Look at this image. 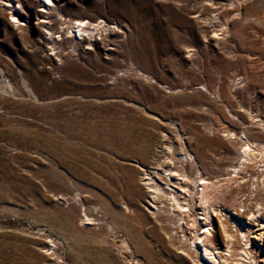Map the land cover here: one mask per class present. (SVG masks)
I'll use <instances>...</instances> for the list:
<instances>
[{"label": "rangeland", "instance_id": "rangeland-1", "mask_svg": "<svg viewBox=\"0 0 264 264\" xmlns=\"http://www.w3.org/2000/svg\"><path fill=\"white\" fill-rule=\"evenodd\" d=\"M245 141L264 147V0H0V264H199L143 173L193 158L214 207L264 223Z\"/></svg>", "mask_w": 264, "mask_h": 264}, {"label": "bare ground", "instance_id": "bare-ground-1", "mask_svg": "<svg viewBox=\"0 0 264 264\" xmlns=\"http://www.w3.org/2000/svg\"><path fill=\"white\" fill-rule=\"evenodd\" d=\"M85 24L80 21L69 25L68 38H75L77 35L82 40L85 39V36L91 38L88 30L85 29ZM99 26L100 23H96L92 29L96 30ZM88 43L90 44V42ZM242 146V155H250L253 151L258 152L260 156L264 155V147L260 144L254 145L245 141ZM180 160V166H175V163H171L169 167L157 168L156 166L152 169V172L143 173L145 185L153 195L152 202L157 204V199L160 198L161 201L159 203H170L172 211L180 212V214L175 216L176 228L181 233L182 241L186 242L192 251L197 254L198 261H200L199 264H225V257L231 256L229 255L233 241L231 231L236 234L237 241L241 246L236 254L238 259L235 263L241 264L240 261L244 260L247 264H258L259 262L255 260L251 251L258 249L261 253L264 248L260 244L264 237V223L260 212L262 209L260 204L255 201L254 208L256 213L248 212L244 217L242 215L244 211L241 210L242 206L239 207L240 210L238 211L232 207L230 210L219 208V206L217 208L214 207L212 199L214 200L215 197H209L207 191L212 188L217 192V187L213 182H209L207 178L209 172H205L198 165V161L196 177L191 179L184 172V167L187 166L190 169L196 163L195 160L190 157H182ZM190 162H192V165ZM233 172L236 173L237 170L233 168ZM210 174L218 175V172H210ZM159 207H162V205H159ZM194 208L198 211L196 218H189L188 215L181 214L191 212ZM217 218L226 220V226L221 223L224 230V240L226 241L224 252L211 248L208 243L209 239L213 237V220ZM199 225H201L200 229L197 228ZM187 226H189V230ZM188 233L191 235L188 236ZM252 240L260 242L254 243Z\"/></svg>", "mask_w": 264, "mask_h": 264}]
</instances>
